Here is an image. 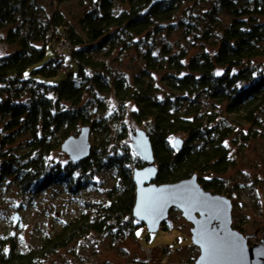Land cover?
Listing matches in <instances>:
<instances>
[{
  "label": "trees",
  "instance_id": "obj_1",
  "mask_svg": "<svg viewBox=\"0 0 264 264\" xmlns=\"http://www.w3.org/2000/svg\"><path fill=\"white\" fill-rule=\"evenodd\" d=\"M66 1L51 0L50 15H39V0L0 1V43L16 48L0 57V122L5 133L0 139V181L14 178L23 193H39L52 185L75 193L97 171L113 169L123 187L91 208L92 215L83 213L64 224L39 250L22 254L12 239L0 241V264H39L92 233L116 238L123 233L134 237L139 228L147 231L132 217V171L144 167V161L122 145L130 104L131 120L147 127L156 185L195 175L204 191L228 198L231 188L223 177L235 166L230 148L242 153L250 141L264 136L259 121L264 109V62L260 69L248 64L264 58V23L259 21L264 8L240 0H217V7L197 13L190 8L183 14L186 19H177L185 0L158 4L118 0L125 9H118L113 0H91L90 9L70 25L56 9ZM219 12L230 18L222 28L216 27ZM171 23L203 43L216 33L220 37L214 49L191 56L172 51L168 44L156 55L147 52L144 68L131 81L112 77L104 62L93 57L106 49L124 50L148 41ZM62 39L70 48L59 56L56 48ZM165 67L168 71L163 72ZM153 72H162L160 85ZM59 74L65 78L53 85L40 79ZM104 94L114 100L110 114ZM83 126L98 135L88 158L52 165L51 153ZM23 135L29 138V152L19 164L4 149ZM177 138L182 140L180 149L174 147ZM167 219L161 224L164 230Z\"/></svg>",
  "mask_w": 264,
  "mask_h": 264
},
{
  "label": "rangeland",
  "instance_id": "obj_2",
  "mask_svg": "<svg viewBox=\"0 0 264 264\" xmlns=\"http://www.w3.org/2000/svg\"><path fill=\"white\" fill-rule=\"evenodd\" d=\"M118 9V0H113ZM250 5L264 8V0H240ZM51 0H39L38 13L41 15L51 14ZM52 4V3H51ZM217 0H192L184 1L177 19L187 18L190 8L197 12L217 7ZM92 6L91 0H67L56 9L62 14L70 25H76L82 14ZM229 16L219 12L216 27L222 28L228 22ZM264 23V16L259 19ZM202 23H200V28ZM186 31L171 23L165 27V31L145 42L130 44L124 50L106 49L93 55L102 61L112 77H125L131 81L139 75L144 68V56L147 52L156 55L161 47L168 46L172 51H185L189 56L198 52L214 49L218 33L209 39V43H203L200 39L186 34ZM4 33H2L3 35ZM215 41V42H214ZM192 43L196 44L193 45ZM264 48V43L261 45ZM65 47V44L61 48ZM65 49V48H63ZM60 49L59 50H63ZM16 50L5 43H0V57L9 55ZM58 53H60L58 51ZM264 58L250 61V66L261 68ZM168 71L165 67L164 71ZM162 72H153L152 78L159 84ZM65 77L58 75L53 79H42L47 84H56ZM162 90H164L162 88ZM104 100L108 113L115 107L114 100L109 94L101 96ZM25 99V98H23ZM88 97H84V101ZM203 100V98H202ZM90 103V109L94 107ZM96 109V108H95ZM133 109L131 104L124 116L126 123V136L122 145L133 156H139L134 146L133 135L138 131H147V127L136 125L130 118L129 113ZM259 121L264 132V109L260 111ZM0 122V139L5 135ZM247 129V128H245ZM77 130L73 135H78ZM55 140L54 137L50 139ZM29 138L25 135L15 139L11 146L4 149L8 155L21 164L26 160L29 152L27 143ZM98 135L92 131L89 136L91 146H95ZM62 143V142H61ZM235 158V166L223 177L231 188V227L247 238L248 247L260 244L264 241V136L249 142L242 153H235V148H230ZM237 155V156H235ZM48 161L52 165L65 166L70 160L58 149L51 153ZM79 175V174H77ZM0 177L1 171H0ZM82 182L87 179L82 178ZM85 188L73 193L63 185H52L39 193H23L12 177H5L0 181V241L12 239L16 250L22 254L39 250L44 240L60 232L67 222L73 221L83 213L91 214V208L97 204H103L109 195H117L123 187V181L113 169L97 171L88 180ZM17 216V219L14 218ZM192 225L181 216L177 209L169 211L166 230L163 227L155 232L144 231L139 228L135 236L128 233L109 235L92 233L84 238L72 242L67 247L47 256L39 264H195L199 256V250L191 243L190 231Z\"/></svg>",
  "mask_w": 264,
  "mask_h": 264
},
{
  "label": "water",
  "instance_id": "obj_3",
  "mask_svg": "<svg viewBox=\"0 0 264 264\" xmlns=\"http://www.w3.org/2000/svg\"><path fill=\"white\" fill-rule=\"evenodd\" d=\"M1 1V0H0ZM175 0H155L153 4ZM90 127L83 126L78 135H72L60 144V150L74 163L88 158L91 145ZM134 146L144 167L132 171L135 202L134 221L143 224L149 232L158 231L171 209H177L192 225L191 243L199 249L195 264H264V241L248 247L247 238L231 227V201L225 196L204 191L197 176L174 184L156 185L153 152L144 131L133 135ZM182 140H174L180 149ZM17 219V216H14Z\"/></svg>",
  "mask_w": 264,
  "mask_h": 264
},
{
  "label": "built area",
  "instance_id": "obj_4",
  "mask_svg": "<svg viewBox=\"0 0 264 264\" xmlns=\"http://www.w3.org/2000/svg\"><path fill=\"white\" fill-rule=\"evenodd\" d=\"M64 44H65V47H63V48H65V49L61 48V46H63ZM59 48H60V49H63V50H59ZM69 48H70L69 43H68L66 40L62 39V40L59 41V43H58V45H57V48H56V50H57V54H58L59 56H62V55L64 54V52H65L66 50H68ZM58 51H59L60 53H58Z\"/></svg>",
  "mask_w": 264,
  "mask_h": 264
},
{
  "label": "snow or ice",
  "instance_id": "obj_5",
  "mask_svg": "<svg viewBox=\"0 0 264 264\" xmlns=\"http://www.w3.org/2000/svg\"><path fill=\"white\" fill-rule=\"evenodd\" d=\"M219 75V73H217Z\"/></svg>",
  "mask_w": 264,
  "mask_h": 264
}]
</instances>
